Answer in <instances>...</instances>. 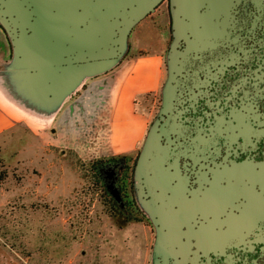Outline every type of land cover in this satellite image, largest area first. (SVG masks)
<instances>
[{"label": "flooded vegetation", "instance_id": "af4514ba", "mask_svg": "<svg viewBox=\"0 0 264 264\" xmlns=\"http://www.w3.org/2000/svg\"><path fill=\"white\" fill-rule=\"evenodd\" d=\"M191 4L135 168L153 264H264V0Z\"/></svg>", "mask_w": 264, "mask_h": 264}, {"label": "rangeland", "instance_id": "374dc122", "mask_svg": "<svg viewBox=\"0 0 264 264\" xmlns=\"http://www.w3.org/2000/svg\"><path fill=\"white\" fill-rule=\"evenodd\" d=\"M18 3L0 0V70L26 73L34 63L26 46L31 17ZM132 27L123 36V52ZM9 48L11 61L3 64ZM158 107L155 94L139 102L141 112L149 113L148 133ZM17 135L0 136L8 174L0 186V246L8 254L19 264H153V230L135 171L142 147L129 156L80 161Z\"/></svg>", "mask_w": 264, "mask_h": 264}, {"label": "crops", "instance_id": "0c3cea01", "mask_svg": "<svg viewBox=\"0 0 264 264\" xmlns=\"http://www.w3.org/2000/svg\"><path fill=\"white\" fill-rule=\"evenodd\" d=\"M192 2L211 1L162 0L154 13L133 25L125 52L122 41L118 46L79 44L30 19L26 46L33 65L26 73L0 70V136L23 134L39 149L73 154L80 161L140 150L149 116L139 102L160 90L171 56L164 47L168 28L177 15L190 12ZM12 53L7 49L3 64ZM0 264L19 263L0 246Z\"/></svg>", "mask_w": 264, "mask_h": 264}, {"label": "water", "instance_id": "95a60500", "mask_svg": "<svg viewBox=\"0 0 264 264\" xmlns=\"http://www.w3.org/2000/svg\"><path fill=\"white\" fill-rule=\"evenodd\" d=\"M162 0H29L31 19L50 30L62 31L73 42L94 47L118 46L137 21ZM68 39V41L70 42Z\"/></svg>", "mask_w": 264, "mask_h": 264}, {"label": "trees", "instance_id": "16d2710c", "mask_svg": "<svg viewBox=\"0 0 264 264\" xmlns=\"http://www.w3.org/2000/svg\"><path fill=\"white\" fill-rule=\"evenodd\" d=\"M7 171L5 169L4 163L0 159V186L6 181L7 179Z\"/></svg>", "mask_w": 264, "mask_h": 264}]
</instances>
